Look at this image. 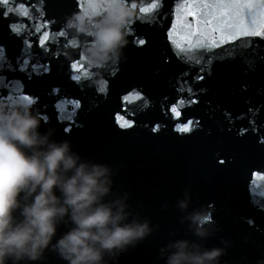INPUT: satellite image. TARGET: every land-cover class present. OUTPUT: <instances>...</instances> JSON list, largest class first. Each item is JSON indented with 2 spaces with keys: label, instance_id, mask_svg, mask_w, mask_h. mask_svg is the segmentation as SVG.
I'll list each match as a JSON object with an SVG mask.
<instances>
[{
  "label": "clouds",
  "instance_id": "clouds-1",
  "mask_svg": "<svg viewBox=\"0 0 264 264\" xmlns=\"http://www.w3.org/2000/svg\"><path fill=\"white\" fill-rule=\"evenodd\" d=\"M102 5L87 4L66 18L74 33L90 37L87 62L99 66L91 85L119 64L134 15L127 0ZM33 105L0 100V264H38L48 251L65 264H119L158 225L133 207L129 191L115 187L116 166L86 158L70 139L54 138L56 128H43L46 120ZM191 201L185 189L175 206L195 239H170L158 257L163 264H221L226 242L206 243L218 231L212 209L201 204L189 211ZM62 225L66 230L57 236Z\"/></svg>",
  "mask_w": 264,
  "mask_h": 264
},
{
  "label": "snow or ice",
  "instance_id": "snow-or-ice-1",
  "mask_svg": "<svg viewBox=\"0 0 264 264\" xmlns=\"http://www.w3.org/2000/svg\"><path fill=\"white\" fill-rule=\"evenodd\" d=\"M11 0H0V6H7ZM39 2L43 3V0H39ZM145 2L148 4L147 7H139V12L142 14V16L149 15V14H158L159 10L163 8L164 0H145ZM199 6L201 9H218V17L214 16L210 19L204 20V24L206 27L210 28L213 34L217 32L223 31L224 27H229L232 29V36L231 41L227 39L225 36L220 35L219 38L212 39L211 47L212 49L216 48H223V47H230L233 45L234 42L237 41L238 38H244V37H260L264 38V17H262L261 23L259 25L258 30H250L244 17L242 14L243 8H251L254 5L248 2H244V0H214V2L209 3L208 0H198ZM88 4H93L96 7H103L102 3L97 4L94 2V0H88ZM260 4L262 7H264V0H260ZM16 5L13 4V7ZM21 7H23V3L20 4ZM131 6L135 9L137 8V4L132 3ZM177 9L181 7L180 3L176 4ZM185 9V16L187 15H196L197 13L193 10L194 6H190L189 4H184ZM43 10V9H42ZM11 13V9H8L3 12V16L6 18ZM29 13L25 11L23 13L24 17H28ZM202 15V13H201ZM219 18L221 20L220 26H214L213 20ZM200 21L197 20V23ZM48 27V25L40 24L35 27L34 31L36 33H43L42 38L38 36L37 38V47H39L43 51H48V45L58 44L63 38L68 37L66 40L63 41V44L61 47H67L70 49H79L80 45L77 43V41L71 36V34L66 31H57V32H48L45 29ZM176 25H173V28L167 33V40L171 46L170 50H172V56L167 59L166 62L170 63L172 58H177V53L180 54V56H184L188 52L192 50L191 44L188 48L182 47L181 45L177 44L175 39L173 38V34L176 31ZM27 29V26H25ZM68 28V27H67ZM9 31L17 36H20L22 33L21 31L15 26V24H9ZM129 34H133L131 30L129 31ZM191 35H200V33L197 31L195 33H191ZM145 38H136L134 43L137 46H144L146 44ZM190 43V42H189ZM26 46L31 48L30 43H26ZM201 45L197 44L195 47H200ZM204 47H207V45H204ZM61 53L59 49H57L55 55L59 56ZM75 55L78 57V59L70 61V67L74 70V74L71 75V79L76 82L77 87H82L85 80L91 81L93 78V72L95 69H98V65L93 66V70L85 71L86 65L82 63L85 59H88V54L86 52H76ZM213 55L212 52H209L206 59ZM0 59H4L6 61V64L4 66H0V91L6 92L7 95L5 96V99L8 100H14V99H20V100H27L29 103L35 104L37 102L38 98H34L31 95H21L17 97L15 95L14 89L17 84H21L22 82L19 81L18 78L13 77L12 79H9L7 75H5L6 72H23L29 79L31 78L32 74L40 75L42 73L38 72V68H43V72L47 73L50 71V65L48 64H38L34 63L31 58H17L16 65L13 66L11 61L7 60L6 58V49L4 46L0 45ZM67 59V57H66ZM180 63H184L183 60H179ZM248 61H246L247 63ZM91 64V63H88ZM92 65V64H91ZM205 73L203 68H198V70L193 73L191 71L185 70L181 72L178 76V80L175 86V90L177 93V100L174 102L173 105L169 106L170 111L173 113H176V108L183 105L185 107L189 106L193 103H198V97H197V90L193 88V84L199 83L205 78ZM192 77L191 80L188 78ZM89 87H92L90 83L88 84ZM94 90L101 95L107 90V81L105 80V87L101 88L99 85H96ZM52 93L54 95L59 96V89L54 88L52 90ZM132 94L136 95L137 100L141 102L142 107L139 109H124V115L129 117L125 120L124 124L119 125L121 128H132L135 126V115L138 111H143L145 108H147L150 104L149 98L146 96V94L143 93V89L137 88L134 90H130L129 92L125 93V96L122 97V100L124 102L126 101L127 95ZM61 104L65 105V111H70V115L67 117L69 122H72L75 120L76 115L78 114L79 109L81 108V100L79 98H68V97H61L57 101L54 102V108L59 109V106ZM45 120L48 119L47 116L44 117ZM122 118V117H121ZM120 119V118H118ZM198 123L197 121H190L187 126L177 127L175 130L178 132H190L192 130V125ZM255 125V120H250V127ZM252 130L254 131V134H257V141L260 144H264V135H260V128L259 127H252ZM65 131H70V128H65ZM152 131L157 132L159 131V124H156ZM243 130L241 131V135H243ZM222 162V161H221ZM258 181H264V171L254 170L251 174V179L249 181V190L253 195V198L256 197L257 191H253V189L259 188ZM261 195H264V192H260ZM255 203V199H253Z\"/></svg>",
  "mask_w": 264,
  "mask_h": 264
},
{
  "label": "water",
  "instance_id": "water-1",
  "mask_svg": "<svg viewBox=\"0 0 264 264\" xmlns=\"http://www.w3.org/2000/svg\"><path fill=\"white\" fill-rule=\"evenodd\" d=\"M127 2H140L146 3L145 0H127ZM209 3L214 2V0H208ZM244 2H248L253 4L254 6L251 8H243L242 14L247 23V25L258 28L261 23L262 17H264V7L261 6L260 0H244ZM180 3L181 7L184 9V4H189L190 6H194V11L206 13L210 15L218 16V9H201L198 3V0H164L163 6L176 7V4Z\"/></svg>",
  "mask_w": 264,
  "mask_h": 264
}]
</instances>
